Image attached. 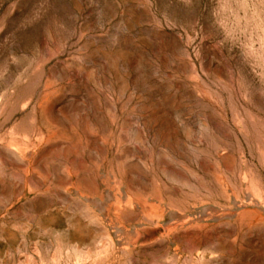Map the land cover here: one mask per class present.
I'll return each mask as SVG.
<instances>
[{
	"label": "rangeland",
	"instance_id": "1",
	"mask_svg": "<svg viewBox=\"0 0 264 264\" xmlns=\"http://www.w3.org/2000/svg\"><path fill=\"white\" fill-rule=\"evenodd\" d=\"M0 264H264V0H0Z\"/></svg>",
	"mask_w": 264,
	"mask_h": 264
}]
</instances>
